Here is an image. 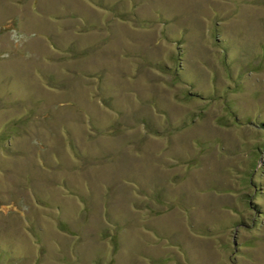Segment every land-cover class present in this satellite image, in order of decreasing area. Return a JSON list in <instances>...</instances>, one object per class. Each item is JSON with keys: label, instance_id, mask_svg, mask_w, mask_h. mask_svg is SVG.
<instances>
[{"label": "rangeland", "instance_id": "rangeland-1", "mask_svg": "<svg viewBox=\"0 0 264 264\" xmlns=\"http://www.w3.org/2000/svg\"><path fill=\"white\" fill-rule=\"evenodd\" d=\"M264 0H0V264H264Z\"/></svg>", "mask_w": 264, "mask_h": 264}, {"label": "trees", "instance_id": "trees-1", "mask_svg": "<svg viewBox=\"0 0 264 264\" xmlns=\"http://www.w3.org/2000/svg\"><path fill=\"white\" fill-rule=\"evenodd\" d=\"M263 127H264V124H263Z\"/></svg>", "mask_w": 264, "mask_h": 264}]
</instances>
